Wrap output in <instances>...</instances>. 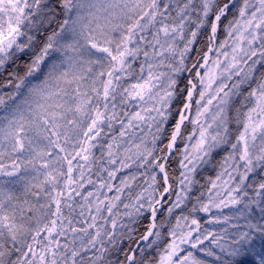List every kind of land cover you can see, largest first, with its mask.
I'll use <instances>...</instances> for the list:
<instances>
[{
	"label": "snow or ice",
	"instance_id": "1",
	"mask_svg": "<svg viewBox=\"0 0 264 264\" xmlns=\"http://www.w3.org/2000/svg\"><path fill=\"white\" fill-rule=\"evenodd\" d=\"M0 264H264V0H0Z\"/></svg>",
	"mask_w": 264,
	"mask_h": 264
},
{
	"label": "trees",
	"instance_id": "2",
	"mask_svg": "<svg viewBox=\"0 0 264 264\" xmlns=\"http://www.w3.org/2000/svg\"><path fill=\"white\" fill-rule=\"evenodd\" d=\"M226 23V21H225ZM219 38L223 39L224 38V33H223V28L221 26V30L219 33ZM207 45V33H205L202 37L199 38L198 42L196 43V45L194 46V50L190 53V59L188 61L189 66H191V64L195 61L196 56L198 55L197 51H195V49H202L204 51L207 50L206 48ZM185 77H188V73H184L183 74ZM192 75L194 76L195 74L192 73ZM186 83V79L184 81ZM172 123H174V121H172ZM170 128V125H169ZM189 130L191 129V125L188 126ZM166 143V140H165ZM179 146L183 147V143L179 142ZM223 155V154H221ZM220 156L216 157V160L213 161V164L210 166V168H204L200 170V175L197 177L198 179H200L201 183H204L206 181L207 178L211 177V178H215L216 172L219 170L216 165V161L220 160ZM178 160L179 157L177 156L176 160L172 161L169 164V172L171 174H174L176 176L179 175V166H178ZM161 215H163V213H161ZM149 223V220H145V219H141L138 221V223L133 225V228L135 229V233H134V239H139V236L143 234V232L146 230L147 224ZM121 246L123 248H128L129 246L134 247L135 244H131V242L127 239L123 240L120 242ZM121 258H122V254H121Z\"/></svg>",
	"mask_w": 264,
	"mask_h": 264
},
{
	"label": "rangeland",
	"instance_id": "3",
	"mask_svg": "<svg viewBox=\"0 0 264 264\" xmlns=\"http://www.w3.org/2000/svg\"><path fill=\"white\" fill-rule=\"evenodd\" d=\"M211 55H214V53L211 54ZM233 127H235V125H233ZM210 166H211V165H207V166H205L204 168H207V167L210 168ZM204 168H203V169H204ZM172 199H175V197L173 196ZM201 215H203V214H201ZM173 220H174V217H173Z\"/></svg>",
	"mask_w": 264,
	"mask_h": 264
},
{
	"label": "water",
	"instance_id": "4",
	"mask_svg": "<svg viewBox=\"0 0 264 264\" xmlns=\"http://www.w3.org/2000/svg\"><path fill=\"white\" fill-rule=\"evenodd\" d=\"M141 243H143V242H141ZM135 247H137V245H135Z\"/></svg>",
	"mask_w": 264,
	"mask_h": 264
}]
</instances>
